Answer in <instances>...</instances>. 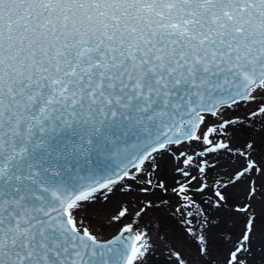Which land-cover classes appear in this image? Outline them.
<instances>
[{"label":"snow or ice","instance_id":"1","mask_svg":"<svg viewBox=\"0 0 264 264\" xmlns=\"http://www.w3.org/2000/svg\"><path fill=\"white\" fill-rule=\"evenodd\" d=\"M0 264H264V0H0Z\"/></svg>","mask_w":264,"mask_h":264},{"label":"rangeland","instance_id":"2","mask_svg":"<svg viewBox=\"0 0 264 264\" xmlns=\"http://www.w3.org/2000/svg\"><path fill=\"white\" fill-rule=\"evenodd\" d=\"M164 226H165V229H167V228L170 227V226H175V222L169 220V221H167V222L165 223Z\"/></svg>","mask_w":264,"mask_h":264}]
</instances>
